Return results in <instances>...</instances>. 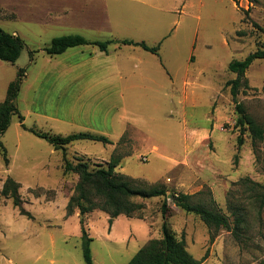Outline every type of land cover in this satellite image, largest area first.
Wrapping results in <instances>:
<instances>
[{
    "label": "rangeland",
    "instance_id": "374dc122",
    "mask_svg": "<svg viewBox=\"0 0 264 264\" xmlns=\"http://www.w3.org/2000/svg\"><path fill=\"white\" fill-rule=\"evenodd\" d=\"M114 1L116 33L150 46L161 43L160 55H154L162 59L165 71L171 69L175 74L180 68L179 76L192 51L195 61L191 69L199 72L198 85L190 90L186 104L163 96L146 105L143 118L137 117L135 125L138 145L129 138L121 139L114 152L107 144L81 140L67 147V159L73 164L84 160L94 170L108 167L110 159L102 158L120 155L117 171L150 185L164 184L169 194L201 192L200 197L210 203L211 193L232 226L237 215L243 218L238 234L209 228L169 198L165 220L176 238L184 237L188 252L202 264H264V207H260L257 190L243 182L264 185V144L254 146L248 130L239 144L242 131L236 125V102L226 87L227 81L237 77L228 70L229 64L264 46V0ZM74 3L76 0H0V28L19 32L26 43L20 64L28 61L29 50L47 47L53 37L63 33L45 26L48 13ZM239 31L247 35L239 37ZM246 77L250 88H242L238 101L264 126V59L256 60ZM202 85L212 88L202 89ZM19 98L17 105L28 128L63 137L101 128L98 121L94 126H65L38 120ZM194 129L203 132L194 135ZM2 142L9 164L0 149V264H86L80 212L76 209L72 216L67 215L79 174L65 173L63 151L25 130L18 116H13ZM8 177L20 184V206L1 192ZM163 200L137 198L145 204L144 219L122 215L110 224L106 212L87 213L84 227L91 238L93 264H129L150 240L161 239Z\"/></svg>",
    "mask_w": 264,
    "mask_h": 264
},
{
    "label": "crops",
    "instance_id": "0c3cea01",
    "mask_svg": "<svg viewBox=\"0 0 264 264\" xmlns=\"http://www.w3.org/2000/svg\"><path fill=\"white\" fill-rule=\"evenodd\" d=\"M113 2L116 1L76 0L75 5L57 6L53 14L48 13L45 26L63 32L52 39L79 34L89 41L129 39L144 42L116 33ZM12 34L20 36L17 31ZM44 48L32 49L37 53L32 60L29 53L25 64H20V58L14 64L0 60V102L6 99L9 84L16 79L19 69L24 68L26 75L19 97L29 105L30 114L38 120L45 118L65 126L83 123L94 126L98 121L101 128H90L89 132L108 137L112 143L107 145L114 152L125 135L138 145L136 135L139 133L135 125L137 117L143 118L146 105L163 96L172 102L177 99L179 105L186 104L190 100V90L198 85L199 72L196 74L191 69L195 61L192 51L181 76L178 74L181 69L177 68L175 74L167 69L165 77L162 59L138 46L113 44L104 52L95 45H84L55 56L48 55ZM210 87L202 85V89ZM202 132V129L192 131L198 136ZM153 149L158 150V147ZM102 159L111 161L112 157Z\"/></svg>",
    "mask_w": 264,
    "mask_h": 264
},
{
    "label": "trees",
    "instance_id": "16d2710c",
    "mask_svg": "<svg viewBox=\"0 0 264 264\" xmlns=\"http://www.w3.org/2000/svg\"><path fill=\"white\" fill-rule=\"evenodd\" d=\"M233 1L237 3L236 0ZM249 2L254 3L255 0H249ZM244 20L246 21L247 19L245 18ZM246 35L247 33L245 31L238 32L239 37ZM113 44L138 46L148 52L158 56L160 55V44L150 46L146 42H136L129 39L89 41L79 34L56 37L52 39L49 46L44 48V51L48 55L55 56L63 54L70 48L95 45L101 51L108 52L109 47ZM25 47L26 43L22 37L0 28V60L12 64L16 63ZM29 53L32 60L37 51L30 50ZM263 59L264 46L249 54L244 60L231 62L228 67L230 72L237 75L235 79L227 81L226 87H230L231 95L236 102V110L238 113L236 125L242 131L238 138L240 145L243 143L242 136L246 130L250 132L254 146L258 143L264 144V126L247 113L244 105L238 101V95L242 88H250L246 77L248 69L256 60ZM25 75L26 69H19L16 79L9 84L6 99L0 102V149L5 163L9 164L8 152L2 142V137L11 126L13 116H18L20 124L25 130L46 140L55 150L63 151L64 172H75L80 176L79 182L76 185V194L71 197L67 206V215L72 216L76 209L80 212L86 264H93V259L90 250L91 238L88 236L84 227V216L87 213L100 210L110 215V224H112L114 219L122 215L129 218L137 216L139 219H144L145 204L137 202V198L143 200L164 198L161 205L162 217L164 219L162 225L163 237L161 239L150 240L138 251L129 264H202V260L194 258L188 252L184 237L178 240L165 220L170 212V195L173 196L172 201L177 207L188 214L198 216L209 228L215 229L216 231L227 229L229 231H235L234 233L238 234V229L244 223L243 218L237 215L234 226H232L231 218L219 208L211 193L210 203H207V201L200 197L201 192L196 194H169L164 184L150 185L117 171L116 168L122 159L120 155L112 157L107 168L99 167L98 169L91 170L88 162L84 160L73 164L66 156V150L70 144L81 140L101 142L104 144H110L112 141L104 135L91 132H79L63 137L36 128H28L24 124L25 117L21 114L17 105ZM127 138V135H125L122 140ZM243 182H250L251 189L254 191L257 190L260 207L263 208L264 185L246 179ZM19 188L20 184L11 177H8L1 192L6 197H12L15 206H20ZM23 214L31 218L29 213L23 212Z\"/></svg>",
    "mask_w": 264,
    "mask_h": 264
},
{
    "label": "water",
    "instance_id": "95a60500",
    "mask_svg": "<svg viewBox=\"0 0 264 264\" xmlns=\"http://www.w3.org/2000/svg\"><path fill=\"white\" fill-rule=\"evenodd\" d=\"M169 198H173V196H172V195H170V196H169Z\"/></svg>",
    "mask_w": 264,
    "mask_h": 264
}]
</instances>
